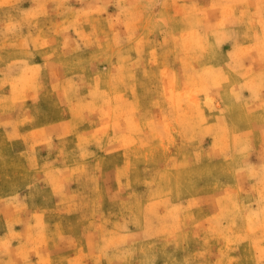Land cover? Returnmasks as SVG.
Instances as JSON below:
<instances>
[{
    "label": "rangeland",
    "instance_id": "obj_1",
    "mask_svg": "<svg viewBox=\"0 0 264 264\" xmlns=\"http://www.w3.org/2000/svg\"><path fill=\"white\" fill-rule=\"evenodd\" d=\"M0 264H264V0H0Z\"/></svg>",
    "mask_w": 264,
    "mask_h": 264
}]
</instances>
